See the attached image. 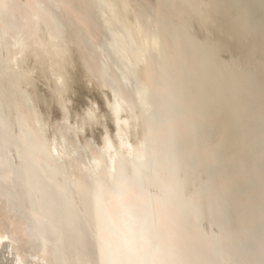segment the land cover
<instances>
[{
  "label": "bare ground",
  "instance_id": "obj_1",
  "mask_svg": "<svg viewBox=\"0 0 264 264\" xmlns=\"http://www.w3.org/2000/svg\"><path fill=\"white\" fill-rule=\"evenodd\" d=\"M97 197L151 259L264 264V0H0V264H107Z\"/></svg>",
  "mask_w": 264,
  "mask_h": 264
},
{
  "label": "snow or ice",
  "instance_id": "obj_2",
  "mask_svg": "<svg viewBox=\"0 0 264 264\" xmlns=\"http://www.w3.org/2000/svg\"><path fill=\"white\" fill-rule=\"evenodd\" d=\"M126 180L127 178L122 176L118 187H122ZM97 229L102 243H105L113 257L107 264H172L151 259V239L147 235L146 227L130 215L126 218L122 216L120 223H117L101 208L100 197H97ZM105 232L111 237L110 243L104 242Z\"/></svg>",
  "mask_w": 264,
  "mask_h": 264
}]
</instances>
